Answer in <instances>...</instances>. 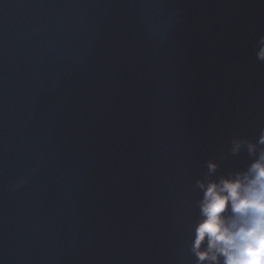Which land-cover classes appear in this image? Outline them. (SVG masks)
Wrapping results in <instances>:
<instances>
[{
  "label": "water",
  "instance_id": "obj_1",
  "mask_svg": "<svg viewBox=\"0 0 264 264\" xmlns=\"http://www.w3.org/2000/svg\"><path fill=\"white\" fill-rule=\"evenodd\" d=\"M264 0H0V264H195V183L264 129Z\"/></svg>",
  "mask_w": 264,
  "mask_h": 264
},
{
  "label": "clouds",
  "instance_id": "obj_2",
  "mask_svg": "<svg viewBox=\"0 0 264 264\" xmlns=\"http://www.w3.org/2000/svg\"><path fill=\"white\" fill-rule=\"evenodd\" d=\"M264 62V36L256 44ZM230 152L252 158L245 170L217 175L220 164L209 159L195 183L198 219L190 253L195 264H264V129L255 140L233 136Z\"/></svg>",
  "mask_w": 264,
  "mask_h": 264
}]
</instances>
